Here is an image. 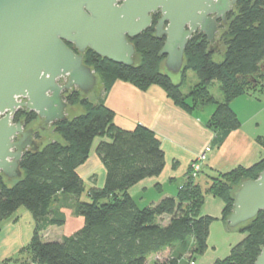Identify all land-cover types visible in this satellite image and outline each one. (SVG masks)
<instances>
[{
  "label": "trees",
  "instance_id": "1",
  "mask_svg": "<svg viewBox=\"0 0 264 264\" xmlns=\"http://www.w3.org/2000/svg\"><path fill=\"white\" fill-rule=\"evenodd\" d=\"M159 17V12L154 13L152 25L130 39L136 47L133 65L114 62L90 48L84 53V62L106 80V90L117 79L141 90L159 85L188 112L215 104L208 126L225 132L214 142L218 146L229 131L242 124L232 101L247 93L256 97L264 93V0H239L227 14V22L220 21L223 31L214 43L203 32H196L186 47L182 77L177 83L161 70L165 36H156ZM219 42L224 51L223 59L217 61L214 54ZM189 69L196 72L199 82L184 94L181 85ZM214 81L221 85L223 102L209 90ZM80 93L74 88L66 92V100L69 105L80 104L84 111L52 124L62 139L43 143L38 150H27L20 161L23 176L12 185L0 174V232L3 220L22 207L35 222L30 242L19 252L21 264H190L182 260L184 254L189 253L192 259L203 255L216 219L203 211L207 197L223 203L220 218L228 223L236 190L242 181L259 176L264 170V157L251 166L210 176L207 187L188 172L176 196L140 207L129 190L163 172L166 157L160 139L143 125L134 129L118 126L115 112L103 99L92 102ZM37 118L35 111L20 108L13 120L27 127ZM97 138L95 152L106 169L105 182L102 187L87 189L78 168L88 161ZM260 141L264 146V137ZM85 192L89 201L81 200ZM67 193L76 196L75 212L84 217V225L72 235L44 241L41 232L66 222L57 201L60 194ZM163 216L170 217L165 225L160 221ZM238 228L244 238L215 264H254L257 260L264 246V211ZM166 250L169 257L149 262Z\"/></svg>",
  "mask_w": 264,
  "mask_h": 264
},
{
  "label": "water",
  "instance_id": "2",
  "mask_svg": "<svg viewBox=\"0 0 264 264\" xmlns=\"http://www.w3.org/2000/svg\"><path fill=\"white\" fill-rule=\"evenodd\" d=\"M238 1L0 0V174L20 180L24 153L43 144L35 138L36 127L14 122L19 108L35 111L44 130L67 119L66 92L78 88L87 94L96 86L99 76L84 62L87 49L133 65L136 47L130 39L148 29L159 12L156 36H165L160 54L167 69L179 74L190 38L203 32L214 43L220 21L227 22ZM260 211L264 170L236 190L229 227L253 220ZM254 264H264V246Z\"/></svg>",
  "mask_w": 264,
  "mask_h": 264
},
{
  "label": "crops",
  "instance_id": "3",
  "mask_svg": "<svg viewBox=\"0 0 264 264\" xmlns=\"http://www.w3.org/2000/svg\"><path fill=\"white\" fill-rule=\"evenodd\" d=\"M262 94L264 93H257L258 97H256L251 93H247L241 95L239 101L235 99L232 102L231 106L242 121V124L239 128L229 131L221 144L215 146L214 142L216 139L222 137L225 132L214 130L208 126V121L213 113L207 117L202 115L201 111H203L205 106L193 112H188L177 106L159 85H152L147 90H141L132 83L114 80L109 89L105 91L102 99L115 112V123L124 129H134L137 125H143L153 130L161 141L166 157L163 172L158 176L141 180L130 188V194L135 199V196L139 195L143 198L142 195L146 191H159V195L151 201L150 205L158 203L165 197L176 195L188 177L191 163L200 154L204 153L209 145H211L212 149L207 152L206 161L203 163L201 170L207 178H205L206 184H208L210 176L220 172H228L238 166H251L262 159L264 157V146L260 139H263L264 132L260 129V122L255 121V118L264 111V107L260 102ZM241 104L246 106L242 107ZM78 106V104L70 105L69 109L71 111H67L68 118L78 115L75 113ZM242 111L246 115L244 117L247 120L242 118ZM252 120L253 125L249 124L252 123ZM246 121H248V124ZM46 128L48 129L49 127L47 126ZM51 128L53 131L52 140H57L58 133L55 132L52 124ZM97 170H101L104 175L98 177L96 174ZM78 171L85 184L87 182L90 184L88 188L92 186L102 187L104 185L106 169L96 152L93 153L91 151L88 161L81 165ZM167 184L170 186L176 185L174 186L176 189L174 191L175 194H171L172 190H166ZM222 208L223 203L212 196L207 197L203 208L205 214L216 217L210 227L209 245L206 252V255L210 254L214 263L216 260L223 259L229 255L232 247L245 236L243 233L236 234L228 228L226 222L220 218ZM14 214L3 220V228L4 222L12 217H17L15 225H18V216ZM1 234L2 231L0 232V262L9 264L11 260H8V258L17 260L14 256L18 254L19 260L17 261L21 264L22 258H20L19 251L30 242L32 236L27 242H24V238L21 240L20 233L15 239L17 244L13 250L14 239L12 237L16 234H8L7 236ZM226 248L228 250L226 255L223 257L217 256V252L220 249Z\"/></svg>",
  "mask_w": 264,
  "mask_h": 264
},
{
  "label": "rangeland",
  "instance_id": "4",
  "mask_svg": "<svg viewBox=\"0 0 264 264\" xmlns=\"http://www.w3.org/2000/svg\"><path fill=\"white\" fill-rule=\"evenodd\" d=\"M222 31H223V28L220 27L218 30V35H217L218 37L222 33ZM216 45H217L216 46L217 50L215 51L214 59L217 61H220L223 59V45L221 42H219ZM161 70H162V72L169 74L174 82L177 83V82L181 81V77H182L181 72L179 74L172 73L171 71H169L167 69V67L164 64V61L162 62ZM106 78H108V76ZM198 82H199V78H198L196 72L193 69H189L187 72V78L183 82V84L181 85L182 92L184 94H187L189 91H191V89ZM209 90L218 102L224 101V94H223V91L221 89V85L218 81H214L209 86ZM105 91H106V80L103 79L100 75V78L98 79L96 86L87 94H83L81 92L80 95L82 98H84V99L86 98L89 101L98 102L100 99L103 98ZM239 98H240V96L238 98H235V99H238L237 101H239ZM235 99L232 102H234ZM260 102H261V105H263V107H264V94H262V96H260ZM78 105L81 106L80 104H78ZM241 105H242V107L246 106L245 104H241ZM79 106H78V108H76V111H75L76 114H80L84 110V108L82 106L81 107H79ZM215 109H216V105L213 103H209L203 108V111H201V114L204 115L205 117L210 116L215 111ZM70 111H71V109L68 110V112H70ZM241 116L244 120H247L246 117H244L246 115L243 113V111L241 113ZM255 121L260 122V129H262V132H264V111L261 112L257 118H255ZM246 122L248 124V121H246ZM249 124L253 125V120H252V123H249ZM31 126L36 127V128H40L42 126L45 127L44 121L42 119H40L39 117L35 121H33L32 123L27 125L28 128ZM48 127H49L48 129L45 128L43 131L39 130V132H37L38 134L43 135V138L42 137H36L37 138L36 140L38 143L42 142V140H43V142L45 144V143H47L53 139V131H52L51 125ZM57 135H58V139L61 140L62 139L61 135L60 134H57ZM98 140H99V138H97L93 144V149H92L93 153L95 152V147L97 145ZM96 172H97L96 174L98 177H101L102 175H104L101 170H97ZM197 178L203 187H207V184L205 182L206 176L204 175V173H200L199 177H197ZM15 181H16V179H14V180L7 179V182L10 185H12ZM86 185H87V188H88V186H90V184L88 182L86 183ZM174 186H176V185L173 184L170 186L169 184H167L166 190H172L171 194H175L174 191H176V189L174 188ZM158 195H159V191L151 190V191L144 192L142 195L143 198L140 197V195H139V196H135V199L137 200L138 205L140 207H145V206H149L151 204V201L154 200ZM174 196H176V195H174ZM81 200L82 201H89L90 200L88 198L86 192L82 194ZM76 202H77L76 196H74L73 194H68V193L67 194H60L58 201H57V204H59L58 206H59L61 212L64 214V216L66 218V222L62 226H50L45 231L41 232V236H42V239L44 241L59 240L64 235H72L77 230H79L81 227H83L84 217L76 214V212H75V203ZM14 215L18 216V225L17 226L15 225V222L17 221V217L16 218L15 217L10 218V220L4 222V228L2 226V234H1L3 236H7L8 234L9 235L16 234L12 237L14 239V242L12 244L13 250L15 249L14 247H16V244H17V243H15V239H17V237L20 233H21V240H22V238H24V242H27V240H29V238H31L32 230H33V222H34L32 214L24 207L20 208L18 210V212ZM169 219H170L169 216H163L160 220L161 224H164V225L167 224L169 222ZM226 225L234 233H236V234L242 233V232L238 231L240 227L239 228L238 227L237 228H230L228 223H226ZM34 228H35V223H34ZM207 250H208V248H207ZM207 250H206V252H207ZM206 252L203 255L199 256V258L194 256V259H192V257H193L192 255H190L189 253H186V254H184L182 260L184 262H188L190 264H215L213 262L214 260L210 257V254L206 255ZM227 252H228L227 248L226 249H220L217 252V256L220 255V257H223L224 255H226ZM169 256H170V251L166 250V251L160 253L159 255L152 256L150 258L149 262H153V261H155V259H157L159 261L164 260ZM17 257H18V254H16L14 256V258H17ZM8 260H11V261H9V264H20L19 261L13 260V258H10V259L8 258ZM0 264H8V263L0 262Z\"/></svg>",
  "mask_w": 264,
  "mask_h": 264
},
{
  "label": "built area",
  "instance_id": "5",
  "mask_svg": "<svg viewBox=\"0 0 264 264\" xmlns=\"http://www.w3.org/2000/svg\"><path fill=\"white\" fill-rule=\"evenodd\" d=\"M18 101H21L24 99V97H16ZM20 109V108H19ZM4 115V114H1ZM212 149L211 145L207 146L205 149V152L200 154L196 160H194L189 169V175L193 178H197L202 170L203 163L206 161L207 152H209Z\"/></svg>",
  "mask_w": 264,
  "mask_h": 264
},
{
  "label": "flooded vegetation",
  "instance_id": "6",
  "mask_svg": "<svg viewBox=\"0 0 264 264\" xmlns=\"http://www.w3.org/2000/svg\"><path fill=\"white\" fill-rule=\"evenodd\" d=\"M38 129V131L37 132H39V130H41V131H43L41 128H37ZM36 137H37V133H36ZM41 137L43 138V135L41 134ZM37 139V138H36ZM40 139V138H39ZM42 140V139H41ZM42 142H43V140H42ZM40 143V142H39ZM44 143V142H43Z\"/></svg>",
  "mask_w": 264,
  "mask_h": 264
}]
</instances>
